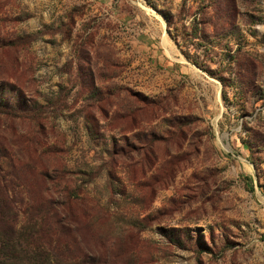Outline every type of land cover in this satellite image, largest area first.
Wrapping results in <instances>:
<instances>
[{
    "label": "rangeland",
    "instance_id": "1",
    "mask_svg": "<svg viewBox=\"0 0 264 264\" xmlns=\"http://www.w3.org/2000/svg\"><path fill=\"white\" fill-rule=\"evenodd\" d=\"M0 103V264H264V0H0Z\"/></svg>",
    "mask_w": 264,
    "mask_h": 264
},
{
    "label": "trees",
    "instance_id": "2",
    "mask_svg": "<svg viewBox=\"0 0 264 264\" xmlns=\"http://www.w3.org/2000/svg\"><path fill=\"white\" fill-rule=\"evenodd\" d=\"M14 85L19 91H21L20 88H18L16 86V84H12ZM19 96V94H18ZM7 105H2L0 103V112L1 114H5L8 115V112L6 111ZM18 111V109H17ZM30 115V113H27V116ZM33 170V169H32ZM49 173H51L49 170L47 169H42L40 171V177L42 178V183L44 185V187H42V195H46V185L47 183L50 181V179H52L49 176ZM53 173H55V171H53ZM34 171H33V175H34ZM57 178V182L55 184H59L61 186V192H62V201H64V203H61V206L67 205L70 207H73V200L78 199L79 197L75 196V191L72 189L71 187V182H69L68 180L64 179L63 176V172L61 174H58L56 176ZM10 184L9 181L5 180V176L0 174V251H5V253H9V243L12 240L10 237V234L13 233L12 231H14L15 229V217H16V209L17 212L23 214V215H31L32 212L34 211V207L32 205H28L31 204L33 202H36L38 205V209L41 213H47L48 208H49V201H46L45 199L42 200V198L38 199L37 201H31L27 200L26 202L28 203L27 205L22 204V210H18V208L16 207L21 201L16 200V194L14 191H11L10 189ZM28 195L31 194L30 191H28ZM49 192V191H47ZM22 200V199H21ZM30 203H29V202ZM25 202V204H26ZM65 207V206H64ZM57 210H55L53 212V222L51 224H53L54 226L58 227V235L62 234L60 231V225H64L62 220L59 219V213L60 211H58V207L56 206ZM14 211V212H13ZM79 231L77 228L75 229V231L71 232L72 234L74 233L75 235L78 236V232ZM69 233L70 238H72V234ZM74 236V235H73ZM74 238V237H73ZM19 239L17 242H15L16 244L13 245L12 243V248L14 250L16 249H22V243L20 242ZM26 245L28 246V240H26ZM12 242V241H11ZM2 263V262H1Z\"/></svg>",
    "mask_w": 264,
    "mask_h": 264
}]
</instances>
